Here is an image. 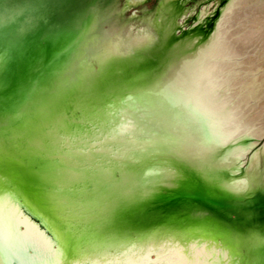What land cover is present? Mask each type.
<instances>
[{"label": "bare ground", "instance_id": "obj_1", "mask_svg": "<svg viewBox=\"0 0 264 264\" xmlns=\"http://www.w3.org/2000/svg\"><path fill=\"white\" fill-rule=\"evenodd\" d=\"M214 1L217 3L215 15L207 28L208 33L202 27L195 28L183 32L181 42L170 44V38L180 37L177 30L182 29L183 23L179 20L187 22L184 17L189 13L188 9L185 10L186 1L166 0L161 15L158 14L160 19L152 21L136 13L126 15L137 0H127L122 7H119L118 0H104V13L94 20L93 29L75 51L60 60L71 62L62 64L59 69L58 63L53 64L51 68L57 73L55 77L38 79L36 76L26 88L28 92L24 100H32L24 110L10 116L0 112V264H88L80 263V259L98 257L102 253L103 257L113 256L92 264H264V258L256 257V250L264 246L261 242L263 228H250L258 225L257 218H251L249 222H242L244 218L236 223L226 218L206 222L178 214L163 217L157 214L147 222L145 216L139 219L140 208L151 201L155 205L148 212H171L187 203L182 199L164 200L168 194H164L162 188L172 175L175 178L178 174L160 171L169 163L162 162L164 156H158L155 149L137 151L139 162L131 165L138 166L123 165L119 177L113 176L115 164L124 159L120 146L127 140L126 135L117 131L126 122L132 125L131 130L139 128L141 121L134 113L148 107L167 114L163 117L165 120L172 117L175 125L187 134L191 132L190 138L199 143L207 142L204 140L206 135L220 140L214 145L220 147L217 154L212 149L204 152L198 148L197 160L191 163L203 167L207 162L233 191L247 193L264 186V147L253 155L243 178L236 177L233 171L236 161L243 155L239 152L256 145L264 135V128L258 138L245 139L240 143L239 151H235L238 146L234 139L239 131L233 137V108H229L219 94V88L223 86L215 83L224 68L230 69L234 65L231 61L244 55L243 45L231 48L229 42L226 44L224 34L227 31L223 27L242 0H227L223 6H219V0ZM235 32H231L228 39ZM201 37L203 43L208 42L201 50H196V40ZM10 40L4 41L3 45ZM87 48L91 55H86ZM179 55L186 57L185 61ZM3 61L0 59V66ZM94 64L98 70L92 68ZM140 70L144 73L141 78L134 84L130 82L132 80L127 82ZM187 78L191 85L185 89ZM180 85H183L181 89H176ZM193 95L201 98L203 118L199 116L194 121L182 111V120L179 119L178 105L190 108L189 105L194 103L191 102ZM215 96L218 100L214 102ZM124 98L134 104V112L130 110V104L123 105ZM14 106L12 103L11 109ZM122 107H126L123 113L122 110H118V114L113 112ZM33 109L34 121L32 117L29 123L21 119ZM57 111L60 112L58 116H53ZM63 119L76 122L79 128L100 127L98 131L93 129L94 133L99 132L94 137L100 138L98 149L97 145L93 151L82 149L74 154L73 159L65 154V163L79 169L73 175H91L92 180L99 178L101 184L94 186L89 195L85 194L88 186L78 185L70 192L65 186L59 187L61 197L55 200L45 188L41 190V184L35 179L53 177L55 173L32 170L21 163H27V157L32 161L24 154L29 145L44 149L46 156L54 153V156L62 157V153H71L68 149L72 144L66 135L71 134V127L62 133L53 126ZM41 127L46 132L36 133ZM223 138L228 139L224 144ZM118 153L120 157L114 159L113 155ZM237 154L239 158L235 160ZM40 155L43 159L46 157ZM159 155L165 154L159 151ZM179 157L187 162L186 157ZM110 170L112 173L107 177ZM59 177H53L57 178L56 184L61 183ZM184 186V193L189 195L197 189L189 183ZM193 203L201 207L203 202L197 199ZM261 205L264 206V202L256 203L257 215L261 214L259 222L264 220ZM78 208H82L85 214H78ZM133 232L138 235H131Z\"/></svg>", "mask_w": 264, "mask_h": 264}, {"label": "water", "instance_id": "obj_2", "mask_svg": "<svg viewBox=\"0 0 264 264\" xmlns=\"http://www.w3.org/2000/svg\"><path fill=\"white\" fill-rule=\"evenodd\" d=\"M165 2L166 0H163L161 8L158 10L159 15H161L160 12L162 11V7ZM104 10V0H0V59H4V64L0 66V112H3L7 116L9 114L10 116L24 110L26 108V105L32 100H24L28 92L26 91V88L30 84H32L34 80H36V76L39 77L38 79L44 78L46 76H48V78L55 77L57 73H55L56 71H53V69L51 68L53 64L58 63L57 68L59 69L62 64L64 65L68 62H71L67 59H64L62 61L60 60L66 54L71 53L77 49L76 47L79 46V43L83 40V38H85L88 32L93 29V27L91 26L93 25L94 20L97 19V17H99L101 13H104ZM142 13L146 14L145 11ZM159 15L152 18V21L156 20L157 18L160 19ZM179 30H177V32ZM182 38L184 37L181 36L176 39L172 37L170 38L169 43L175 44L181 42ZM9 39H11L10 42L7 45H3L4 41ZM196 41L198 42V45L195 44L196 50H201L204 44L208 42L205 40L206 42L203 43L204 38L202 37L200 40L197 39ZM85 51L87 56L92 54V52L88 48ZM81 57L82 54L79 56V60H81ZM179 58L185 61L186 57H184L183 55H179ZM76 61L77 59H75V62ZM94 65L97 66V64ZM92 68H94V66H92ZM51 69L52 71H50ZM143 74V71L140 70L135 75L128 78L127 82L132 80L130 82H133L134 84V81L141 78ZM190 82L191 80L187 78L185 89L191 85ZM182 86L183 85L176 86V89L180 90ZM194 97L196 96H192L193 99L191 102L194 103L189 105L190 108H185V106L181 107V105H178L180 113L177 114V117L179 116V119L182 120V111H184V115L188 113L186 117L191 120L195 121L199 116H202L201 118H203V115L201 114L202 112H200L201 98L197 96L195 98L197 102H195ZM177 102H181L180 98H178ZM12 103L15 104L14 109H11ZM195 103H197V105H195ZM129 104L131 105L130 110L134 112V104H131L129 102V99L123 100V105L128 106ZM118 110H122L121 113H123L126 110V107L114 109L113 112H117L118 114ZM141 110L150 111L151 113L156 114L158 117L162 116V118H160L162 120L168 116L167 114L156 112V110H152L148 107H144ZM33 111L34 109L28 115L23 116V118L21 119H24V121H26L27 123L32 122V120L34 121ZM59 113L60 112L58 111L54 112L53 116L55 115L57 117ZM134 114L137 115L136 113ZM53 116H51V119L54 118ZM99 118L100 116L97 120H99ZM171 118L170 120H166L170 124H176L175 120ZM49 120H47V122ZM53 126L54 129H57L58 132L62 133L66 129L71 127V130L69 131V133L71 134H66L69 137L68 139L70 141V144H72V148L68 149V151H71V153H62L64 155L62 157H58V154L54 156V153H51L52 156H46V154L43 153L46 152L44 151V149H40V151L39 149H35V145H29L25 148L24 154L28 155L30 159L32 158V161H30L27 157V159L25 160L27 163L23 162L21 164H25V167H28L32 170L41 172L47 171L49 174L55 173V176L53 177L60 176L58 178L59 183L61 182L60 184H56L57 181L55 180L57 178L53 179V177L35 178L37 180V184H41V190H44L45 188V190H47L51 194L52 198L55 197V200H60L61 193L59 192V187L64 186L67 187L70 192L76 189L78 185H84L89 187L88 193L85 194L89 195L93 193V189H95L94 186L99 187V185L101 184L100 180H98L99 178H95V180H92L91 175L85 176L84 174H80V176L82 177L73 175V172L79 169L75 168L73 165H67L65 162L67 161V157L73 159L72 157H74V154L82 150L81 146H85L82 147L83 149H90L89 151H93L92 149L95 148L94 146V148H92L86 146V144L84 145V140H80V143L74 144L71 135L79 130H87L88 132L94 130L98 131L99 129L97 128L100 127L96 126L95 128H93L94 130L89 129L91 125H88L89 128H79L76 122L72 123L66 119H63L62 121H60V123L54 124ZM188 126L191 129L189 124ZM184 131L185 130H183V132ZM39 132L44 133L46 132V129L44 130L43 127H41L36 133ZM190 133H188V136L185 137V142L188 140V142H196L199 146L198 148L203 149L204 152H209L212 149V151L216 153L217 146L215 147L214 145L219 143V139H215L210 135H206L204 140H206L207 142L203 141V143H199L197 142V140L195 141L190 138ZM180 140L181 139L179 137L171 136V143L169 140L167 142H164L163 144L155 142H152L151 144L152 149H155L158 156H164L162 158V162L166 161V163H169L168 166L163 165L164 167L160 168V171H170L171 174H178L175 175V178L172 177V175L169 183H167L166 186L162 188V192L164 194H168V196L165 197L164 200L182 199L187 203L180 205L179 207L177 206L174 209L175 211L171 212H155L154 209V211L148 212L149 208H151V206L153 208V205H155L154 202L151 201L145 204L144 207L140 208L143 213L139 211V219L145 216L147 222L150 217H154L157 214L158 217L168 215L173 216L175 214H178L183 216L184 218H189L191 220H204L206 222H219L224 218L229 219L234 223H236L237 221L240 222L241 218H244L241 219L243 220L242 222H249L251 218H253V220L257 218L256 224L258 225H254V227L250 228H259V230L260 228H263L261 233V242L264 244V220L259 222L261 214L258 213L257 215L258 211L256 212V203L260 201L264 202V186L260 188L256 187L257 191L252 190L247 193L233 191L230 185L224 181L223 177H220L218 175L219 173H217L215 169L211 167L207 162L206 166L202 165L203 167L198 166V164L191 163L197 160V148H191V150L187 152L183 151L182 149L179 150V147L177 145H180ZM199 140H201V138ZM143 142L145 141H142L139 144H142V146H146L143 145ZM136 146H138V144L135 145V149L133 148L134 151L132 152V154L134 159L139 162V157L136 154L137 151H147L148 149H145L144 147H137L138 149H136ZM176 146L177 148L174 149ZM204 147H208L209 150L205 149ZM96 149H98V147ZM158 150L165 155H159ZM31 152L35 154L31 155ZM40 154L45 155L46 157L43 159ZM65 154L67 155V157ZM179 156L186 157L188 163L181 161L179 159ZM60 159H62L63 161ZM115 165L116 168L114 169L120 174L122 166H127L128 163H124L122 161L121 163ZM137 166L138 165L134 166L133 168H136ZM154 169L156 170L155 167ZM57 172L59 174L56 175ZM111 173L112 171L110 170L107 173V177H109ZM115 173H113L114 178H118L115 177ZM88 181L90 182L87 183ZM185 183H189L190 186H192L193 184L195 187H197V189H194V193L192 195H189L186 192L184 193L185 190L183 189V186L185 185ZM177 186L182 187H178L177 189H175ZM260 190L261 198H259L258 200H254L253 197L255 196L256 192ZM52 191H55L56 193H53ZM69 192H66V194H68ZM192 198L202 200L203 203L200 204L201 207L193 203V201L197 199ZM204 198H206L207 201ZM261 206V210H264V206ZM77 210L79 212L83 209L78 208ZM251 211L255 213H250ZM82 213L85 212L83 211ZM247 214L248 216H246ZM253 215L254 217H252ZM130 234L138 235L134 232ZM113 244L119 243L113 242ZM256 251V257L264 258V246L261 250L258 249ZM103 254L104 253H102V255L98 257H82L80 259V263L87 262L88 264H92L96 261L102 262L104 258L113 256L109 255L107 257H103ZM70 258L72 259L71 256Z\"/></svg>", "mask_w": 264, "mask_h": 264}, {"label": "rangeland", "instance_id": "obj_3", "mask_svg": "<svg viewBox=\"0 0 264 264\" xmlns=\"http://www.w3.org/2000/svg\"><path fill=\"white\" fill-rule=\"evenodd\" d=\"M126 1L118 0L119 7H122ZM137 1L135 7L128 11L126 15L131 16L136 13L137 15H142L141 17L149 19L158 15L161 0ZM183 1H186L185 10L188 9L189 13H186V16H184L187 18V22L184 23V20H179L180 22L182 21L183 26L177 32L178 36L181 37L183 32H189L200 27L207 31L210 21L215 15L216 1ZM226 1L219 0V6L225 5ZM237 6L238 8H235L233 13L224 22L223 27L227 31L224 34V39L226 44L228 42L230 43L228 45H231V48L243 45L245 47L244 55L240 59L231 61L234 65L230 69L224 68L219 73L218 80H214L217 85L223 86L219 88V94L225 98L226 103L230 106L229 108H233L232 115L233 117L235 116L233 119L234 124H232L233 137H235L234 133L239 131L237 137L234 139V143L238 146L235 147V151H239V148H241L240 143L245 139L258 138L263 132L261 129L264 128L262 126L264 124V0H242ZM144 11L146 14L142 13ZM233 14L234 18L232 17ZM234 31L236 32L228 39L229 34ZM253 33L257 34L255 35ZM93 69L98 70V67L94 65ZM215 99L216 96L214 97V102L218 100ZM140 113L137 114L141 121L139 128L137 127L135 130H131L132 125L126 122L125 126L117 131L126 135L127 138L126 142L120 146L121 156L123 155L124 158L122 161L124 163H128V165L133 164V162L138 163L134 159L132 152L134 151L133 148L135 145H142L139 144L142 141H145L143 142V145H146L144 147L145 149H151L152 142L163 144L170 140L171 143V136H175L181 139L180 145H177L179 150L182 149L187 152L191 148L198 149L199 146L196 142L184 141L185 137L188 136L187 132H183L184 129L179 128L175 124H170L167 120L160 119V117L150 111L141 110ZM225 117L228 118L227 116ZM152 123L153 126H150ZM93 132H88L87 130L76 131L71 135L72 141L76 144L80 143V140H84L83 144H86V146L94 148L97 145L99 147L100 138L94 139L98 132ZM223 139L222 144L228 140L226 138ZM263 147L264 135L258 140L256 145L247 151L239 152L243 154L240 158L239 154L235 156V160L239 158L233 169L236 177L243 178V175H245V172L251 166L253 155ZM204 148L208 149V147ZM219 148L217 146L216 153ZM113 157L114 159H118L120 154L113 155ZM57 174L59 173L57 172ZM115 177H119V172L115 173ZM260 192L261 190L256 192L253 197L254 200L261 198ZM83 211H79L78 214H85L82 213Z\"/></svg>", "mask_w": 264, "mask_h": 264}, {"label": "flooded vegetation", "instance_id": "obj_4", "mask_svg": "<svg viewBox=\"0 0 264 264\" xmlns=\"http://www.w3.org/2000/svg\"><path fill=\"white\" fill-rule=\"evenodd\" d=\"M162 3H163V0H161L158 10L161 8Z\"/></svg>", "mask_w": 264, "mask_h": 264}]
</instances>
